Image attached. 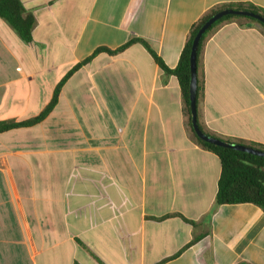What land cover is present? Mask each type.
I'll use <instances>...</instances> for the list:
<instances>
[{
    "label": "crops",
    "instance_id": "obj_1",
    "mask_svg": "<svg viewBox=\"0 0 264 264\" xmlns=\"http://www.w3.org/2000/svg\"><path fill=\"white\" fill-rule=\"evenodd\" d=\"M0 18V264H264V212L215 206V154L190 135L172 70L191 25L264 0H20ZM221 23L197 60V122L264 147V34ZM93 55V56H92ZM89 61L84 62L89 59ZM77 64H81L67 76Z\"/></svg>",
    "mask_w": 264,
    "mask_h": 264
},
{
    "label": "trees",
    "instance_id": "obj_2",
    "mask_svg": "<svg viewBox=\"0 0 264 264\" xmlns=\"http://www.w3.org/2000/svg\"><path fill=\"white\" fill-rule=\"evenodd\" d=\"M223 9L246 10L264 17L263 9L250 4L221 5L210 9L206 14H204L202 17H200L196 22H194L191 25L186 37V41L179 55L177 65L172 70L165 67V65L155 56V54L150 50V48L146 45L145 42L137 39L128 42L121 48H118L117 50L114 51L105 48H99L94 52L93 55L99 52L115 54L122 51L131 43L138 42L142 44L151 54L152 58L154 59L158 67L166 75H173L176 77L178 85L180 87L182 103L184 106V113L186 116V124L191 137L202 148L215 154L220 161L221 172L217 182V191L215 194V201H214L215 206L248 203L257 206L264 212V158L243 153L240 151L217 147L208 144L204 141H201L193 133L190 125L189 54H190L191 44L196 32L201 27V25L211 15ZM0 18L4 19L14 29V31L18 34V36L23 42L25 43L30 42L31 32L34 27L35 19L31 13L26 12L20 0H0ZM232 20L242 22L241 23L242 25H257L260 28L261 32L264 34V26L255 20L248 18H241L237 16H225L220 20L216 21L211 26V28H209L207 32L202 36L197 49V60H198V54L207 36H209L221 23ZM89 60L90 58L85 60L84 62H87ZM80 65L81 64L75 65L68 72L67 76L70 75L73 71H75ZM64 79H62L58 83V85L54 89L49 104L39 116L22 122H14V121L0 122V133L14 128L28 127L41 120L46 115V113L49 112L51 108L54 106L57 99L59 88L63 83ZM197 93H198V78H197ZM247 146H251L264 151V147L260 145L249 144Z\"/></svg>",
    "mask_w": 264,
    "mask_h": 264
},
{
    "label": "water",
    "instance_id": "obj_3",
    "mask_svg": "<svg viewBox=\"0 0 264 264\" xmlns=\"http://www.w3.org/2000/svg\"><path fill=\"white\" fill-rule=\"evenodd\" d=\"M225 16H237L241 18H248L255 20L264 26V17L246 11V10H237V9H223L211 15L198 29L196 32L189 54V114H190V125L193 133L196 137L204 141L208 144L227 148L235 151H240L243 153L251 154L254 156H258L264 158V151L259 150L257 148L247 146L244 144H239L236 142H230L218 139L213 137L207 133H205L202 129H200L198 122H197V109H196V99H197V49L199 42L202 36L207 32L209 28L218 20Z\"/></svg>",
    "mask_w": 264,
    "mask_h": 264
}]
</instances>
